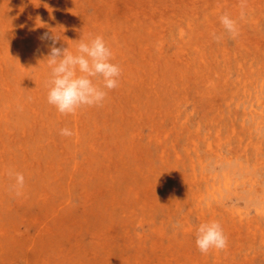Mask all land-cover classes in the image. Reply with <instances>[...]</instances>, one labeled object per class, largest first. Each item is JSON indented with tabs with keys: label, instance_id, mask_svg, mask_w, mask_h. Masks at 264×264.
I'll list each match as a JSON object with an SVG mask.
<instances>
[{
	"label": "rangeland",
	"instance_id": "1",
	"mask_svg": "<svg viewBox=\"0 0 264 264\" xmlns=\"http://www.w3.org/2000/svg\"><path fill=\"white\" fill-rule=\"evenodd\" d=\"M44 33L103 37L101 106L47 102ZM0 264H264V0H0Z\"/></svg>",
	"mask_w": 264,
	"mask_h": 264
},
{
	"label": "clouds",
	"instance_id": "2",
	"mask_svg": "<svg viewBox=\"0 0 264 264\" xmlns=\"http://www.w3.org/2000/svg\"><path fill=\"white\" fill-rule=\"evenodd\" d=\"M220 23L231 38L239 35L237 22L229 14L222 15ZM213 38L217 42L222 39L215 33ZM40 39L51 41L46 57L51 67L50 78L47 81V102L60 114L70 115L83 107L101 106L108 91L119 86L122 69L112 62L113 52L102 36L97 35L87 42L81 40L75 54L67 48L56 46L60 40L59 36L44 33ZM97 80H102V86L94 82ZM59 134L67 137L71 136L72 132L65 127L60 129ZM15 177L18 185L22 187L23 174L16 173ZM195 244L201 254H207L210 249L225 250L228 247V237L221 224L213 220L199 225Z\"/></svg>",
	"mask_w": 264,
	"mask_h": 264
}]
</instances>
